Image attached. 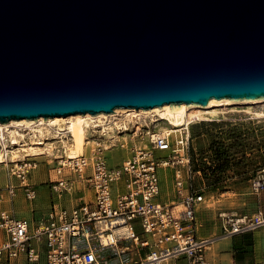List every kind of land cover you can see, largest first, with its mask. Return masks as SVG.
I'll list each match as a JSON object with an SVG mask.
<instances>
[{
	"label": "water",
	"instance_id": "1",
	"mask_svg": "<svg viewBox=\"0 0 264 264\" xmlns=\"http://www.w3.org/2000/svg\"><path fill=\"white\" fill-rule=\"evenodd\" d=\"M264 97V0H0V121Z\"/></svg>",
	"mask_w": 264,
	"mask_h": 264
},
{
	"label": "built area",
	"instance_id": "2",
	"mask_svg": "<svg viewBox=\"0 0 264 264\" xmlns=\"http://www.w3.org/2000/svg\"><path fill=\"white\" fill-rule=\"evenodd\" d=\"M120 116L87 127L84 147L74 156L69 153L74 139L68 130L35 135L44 142L38 144L44 153L37 155L20 150L31 142L30 135L20 136L16 144L8 136L1 138L0 173L5 170L9 181L19 182H8L10 199L19 187L28 201L36 199L37 191L27 180L39 156L54 165L53 194L72 192L77 183L92 194L72 208L53 204L38 220H31L4 208L0 193V231L7 237L0 244V264H41L42 256L44 264H163L179 258L186 264H211L207 252L218 237L198 233L197 209L206 196L193 183L189 129L171 132L158 127L152 117L125 122ZM115 148L127 149L128 154L112 164L115 157L108 153ZM15 154L19 156L14 160ZM167 168L175 179L176 198L170 202L157 199L162 191L160 171ZM262 189L264 171L252 179L253 192ZM221 217L224 236L264 228L262 210L223 212Z\"/></svg>",
	"mask_w": 264,
	"mask_h": 264
},
{
	"label": "rangeland",
	"instance_id": "3",
	"mask_svg": "<svg viewBox=\"0 0 264 264\" xmlns=\"http://www.w3.org/2000/svg\"><path fill=\"white\" fill-rule=\"evenodd\" d=\"M259 105L236 104L234 106L259 109ZM230 108H223L224 112H217L213 116L214 119L194 123L189 129L191 135L189 155L195 176L193 183L197 187L203 188L206 196L203 203L204 208L199 213V221L203 224L199 225L201 226L200 233L204 235L213 234V228L221 224V213L229 212V202L232 203L230 209L238 212L251 214V212L260 209L252 199L256 196L252 193V179L264 171V117L255 118L253 114L243 111L229 112ZM148 117L151 118V116ZM155 123L158 127L164 125L161 121ZM127 154V149L115 148L108 153V156L116 157L117 159L114 161L120 163ZM160 154L167 155L165 152H160ZM37 160L39 164L35 170H39L41 173L37 172V175L28 178L27 181L29 183L36 182L38 186L41 184L51 185V180L56 178L52 171L54 165H48L44 156H39ZM160 172L161 175L162 173L164 175L162 182L164 193L169 191L172 194L175 180L173 170L168 168L166 173L163 172V169ZM12 179L15 180V178ZM6 180H8V176L5 170H2L0 173L1 193L7 191ZM19 192L21 193L17 194L16 198L20 210L30 206L31 203L26 200L22 190ZM84 193L85 190L81 185L80 189H77L72 195L64 192L63 203L80 202ZM87 194L85 199H88L92 192L87 189ZM250 198L251 200L248 201ZM50 200L49 193L42 194L37 201L33 202L32 207L37 204L38 209L35 216L39 217L47 211ZM47 201H49L48 206L45 204ZM44 262L45 258L42 256L41 264Z\"/></svg>",
	"mask_w": 264,
	"mask_h": 264
},
{
	"label": "bare ground",
	"instance_id": "4",
	"mask_svg": "<svg viewBox=\"0 0 264 264\" xmlns=\"http://www.w3.org/2000/svg\"><path fill=\"white\" fill-rule=\"evenodd\" d=\"M236 104H260L259 109L256 108H237ZM231 108H230V107ZM228 109L230 112H247L253 114L255 118L264 117V97L258 98H211L209 103L205 106L197 103L170 104L166 103L161 106H155L152 108H135V107H118L111 113L100 112L97 114L92 113H77L68 116H55L38 118H21L10 119L6 122L0 121V140L9 136L14 144L19 142V137L30 135L32 140L28 141V144H24L20 150L28 152L33 155L44 153L43 148L38 144H44L40 140L41 138H34L35 135H44L47 132H51L53 129L57 131L68 130L72 133L74 139L73 147L69 152L72 156L81 152L86 139L87 127L97 126L109 118H114L118 115L123 117V121L139 120L140 116H151L156 122H163L162 129L175 132L182 129H190L191 125L205 120L214 119L217 112H224L222 109ZM27 130V131H25ZM19 154H15L13 159L15 160ZM0 161H2V155L0 153Z\"/></svg>",
	"mask_w": 264,
	"mask_h": 264
},
{
	"label": "crops",
	"instance_id": "5",
	"mask_svg": "<svg viewBox=\"0 0 264 264\" xmlns=\"http://www.w3.org/2000/svg\"><path fill=\"white\" fill-rule=\"evenodd\" d=\"M116 159L117 158L115 157L113 159V161H111V163L112 164L119 163L117 161H114ZM113 162H116V163H113ZM167 170H168V168L163 169V172L166 173ZM37 172L41 173L39 170L38 171L33 170L30 173L29 178H32L35 175H37ZM160 174H161V172H160ZM163 176L164 175L162 173V175H161L162 190H163V186H162ZM6 181H7L6 186L8 185V182H11L12 184H15V185L19 184L17 179H15V180L11 179L10 181L9 180H6ZM16 182H18V183H16ZM31 184L34 185V187L37 191V197L33 201H28L26 199L28 202L31 203L30 206H28V207L26 206V208H21L19 210L16 195L21 193V192H19L20 190H22L24 192L23 188L19 187L17 189V193H16L15 197L12 199H10L9 196L7 195V191H6V193H2L4 196V203H3L4 208L12 211L17 217H25V218H28L31 220H38L40 217H42L49 210V208L53 204H58V205L65 207V208H72L76 204V202H74V201L69 203V204H66V203L64 204L63 199L65 198V194H62L61 196H58L55 193L53 194V192L51 190V185H49V184H41L42 186L41 185L38 186V184L36 182H31ZM77 189H80V184H78V183L76 184V188L74 191L67 192V193L72 195L74 192H76ZM84 190H85L84 196L86 198L88 196L87 189H84ZM88 191H90V190H88ZM49 193L51 196L50 205L48 206L49 201H47L45 203L48 206V208L46 209L47 211L44 212L39 217L35 216V212L38 209H37V204H35V206L32 207L33 202L37 201L38 197H40L42 194L46 195ZM252 193H254V192H252ZM254 194H256V196H254V198H252V199H254V202H256L258 204L260 209H257L256 211L251 212V214L255 213L259 210H262L264 212V191L259 192V193H254ZM24 196H25V194H24ZM175 198H176L175 187L173 184V193L172 194H170L169 191L164 193V190H163V192L161 191V194L158 196L157 199L160 201L170 202V201L174 200ZM246 200H248V199H246ZM250 200H251V198L248 201H250ZM241 203H245V202H241ZM231 204L232 203L229 202V208H228L229 212H237L239 214H248V213H243V212L231 210L232 209V208L230 209ZM29 207H31V208H29ZM39 207H40V205H39ZM203 208H204V204L202 203L197 209V221H198V224L201 226L203 224L201 221H199V213L202 211ZM201 226H199V232H198L200 236H207V237L217 236L218 237L215 240V242L212 244L211 248L207 252V258L209 259L211 264H263L264 263V228L263 227L259 228L257 230L251 231V232L243 233V234H237L234 236H224V235H221L223 232V221L221 222L220 225L218 224V227L213 228L214 233L210 234V235L201 234L200 233V227ZM6 238L7 237H6L5 233L0 231V244L4 240H6ZM20 263H24V262L22 261ZM186 263H187V260L185 258H179V259H169V260L165 261L163 264H186Z\"/></svg>",
	"mask_w": 264,
	"mask_h": 264
}]
</instances>
